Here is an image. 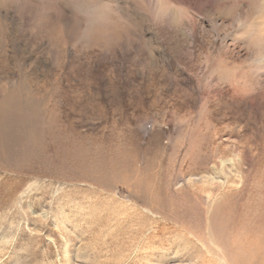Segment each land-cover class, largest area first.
I'll use <instances>...</instances> for the list:
<instances>
[{
    "label": "rangeland",
    "instance_id": "rangeland-1",
    "mask_svg": "<svg viewBox=\"0 0 264 264\" xmlns=\"http://www.w3.org/2000/svg\"><path fill=\"white\" fill-rule=\"evenodd\" d=\"M0 264H264V0H0Z\"/></svg>",
    "mask_w": 264,
    "mask_h": 264
}]
</instances>
